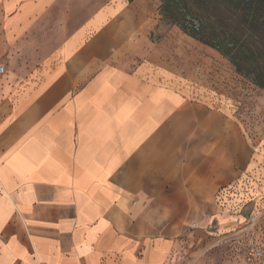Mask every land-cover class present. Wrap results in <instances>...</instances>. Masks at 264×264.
I'll use <instances>...</instances> for the list:
<instances>
[{
  "label": "crops",
  "instance_id": "crops-1",
  "mask_svg": "<svg viewBox=\"0 0 264 264\" xmlns=\"http://www.w3.org/2000/svg\"><path fill=\"white\" fill-rule=\"evenodd\" d=\"M134 6L0 0V264H193L229 225L252 151L154 54L131 64Z\"/></svg>",
  "mask_w": 264,
  "mask_h": 264
},
{
  "label": "rangeland",
  "instance_id": "rangeland-1",
  "mask_svg": "<svg viewBox=\"0 0 264 264\" xmlns=\"http://www.w3.org/2000/svg\"><path fill=\"white\" fill-rule=\"evenodd\" d=\"M126 1L135 4L132 10L143 18L148 34L131 64L154 54L157 63L172 70L190 90L193 101L232 117L252 151L249 172L222 201L217 199L229 225L222 231L216 224L211 226L212 240L193 264H264V90L238 74L216 50L168 23L161 14L163 0ZM106 2L96 0V9ZM194 23L199 25L197 20Z\"/></svg>",
  "mask_w": 264,
  "mask_h": 264
},
{
  "label": "trees",
  "instance_id": "trees-1",
  "mask_svg": "<svg viewBox=\"0 0 264 264\" xmlns=\"http://www.w3.org/2000/svg\"><path fill=\"white\" fill-rule=\"evenodd\" d=\"M161 14L264 90V0H163ZM230 189L224 188L218 199Z\"/></svg>",
  "mask_w": 264,
  "mask_h": 264
},
{
  "label": "built area",
  "instance_id": "built-area-1",
  "mask_svg": "<svg viewBox=\"0 0 264 264\" xmlns=\"http://www.w3.org/2000/svg\"><path fill=\"white\" fill-rule=\"evenodd\" d=\"M5 74V68L3 66H0V75H4ZM257 256H260V253L256 254Z\"/></svg>",
  "mask_w": 264,
  "mask_h": 264
}]
</instances>
